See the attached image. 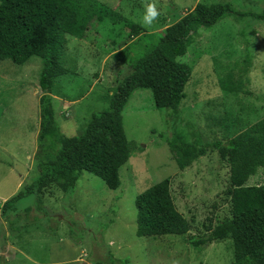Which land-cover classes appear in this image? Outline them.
<instances>
[{
    "label": "rangeland",
    "instance_id": "obj_1",
    "mask_svg": "<svg viewBox=\"0 0 264 264\" xmlns=\"http://www.w3.org/2000/svg\"><path fill=\"white\" fill-rule=\"evenodd\" d=\"M94 1L100 11L89 21L82 37H66L64 66L72 74L55 80L50 93L55 121L65 137L79 134L90 113L106 107L105 98L114 91V82L125 74L119 53H145L164 28L196 3L227 2L240 11L253 12L264 7V0H156L159 18L146 26L142 18L152 0ZM105 10L138 25L139 36L130 37L122 22L106 18L97 22L96 17ZM238 27L229 17L209 30L197 31L185 54L176 59L191 68L179 111L207 146L202 156L179 171L166 140L183 148L189 144L190 135L179 123H164V110L154 108L148 90H135L121 111L125 138L135 143V149L119 170V187L108 190L99 179L83 172L67 196L52 186L38 196L19 200L13 210L0 213V260L6 264L84 263L90 249L89 237L97 234L96 224L112 220L101 240L114 257L128 258L129 264L231 263L230 239L212 241L198 249L184 239L202 235L209 223L214 225L229 214L225 194L228 167L210 147L215 140L226 139L216 120L227 116L231 124L244 129L264 118V23L257 24L244 40L238 38ZM244 42L252 59L241 80L248 94L223 92L218 76L223 70L239 71ZM39 67L36 57L21 66L0 60V207L21 184L30 183L36 175ZM160 133L163 137L158 136ZM167 177L172 201L188 221L189 230L184 236L135 237V196ZM260 184H264V169H258L246 181L250 186ZM63 205L81 217L74 228L79 231L80 243L68 238L69 223ZM112 206L114 213L109 210ZM25 208L29 210L24 212ZM79 216L76 214L75 219ZM50 228L54 229L52 233Z\"/></svg>",
    "mask_w": 264,
    "mask_h": 264
},
{
    "label": "trees",
    "instance_id": "obj_2",
    "mask_svg": "<svg viewBox=\"0 0 264 264\" xmlns=\"http://www.w3.org/2000/svg\"><path fill=\"white\" fill-rule=\"evenodd\" d=\"M99 11L94 0H0V60L21 66L32 57L38 58L37 85L41 93L37 103L36 175L1 204V214L13 210L19 200L38 196L52 186L63 195H69L83 172L99 179L108 190H116L120 185L119 170L135 149V143L125 138L121 111L138 89L150 92L154 108L164 110L166 125L179 123L190 135L189 144L183 148L174 145L169 138L166 140L174 153L176 168L183 170L202 156L207 146L191 121L179 111L191 68L176 59L185 54L197 31L209 30L223 19L230 17L238 24L237 34L242 40L257 24L264 23V7L253 12L240 11L227 2L196 3L164 28L145 53L136 56L125 51L119 53L125 74L114 82V91L105 98L106 107L90 113L79 134L65 137L55 121L50 93L55 80L72 74L64 66L66 37L81 38L87 24ZM104 18L122 22L130 37H137L141 32L138 25L111 10L102 11L96 21ZM251 65L249 48L244 42L239 71L223 70L218 76L220 90L233 95L248 94L241 80ZM215 124L226 136L224 142L215 140L210 147L228 167L225 194L229 198V214L214 225L209 223L202 235L188 236L184 240L198 249L228 238L233 255L229 264H264V184L246 185L250 176L264 169V118L244 129L231 124L227 116L217 119ZM158 136L163 137L161 133ZM46 155L52 158H43ZM169 179L164 178L135 196V237L184 236L189 230L188 221L172 201ZM62 209L69 223L68 238L80 243L79 231L74 229L81 221L79 213L66 205ZM114 209L112 206L109 210L114 213ZM28 210L25 208L24 212ZM76 214L79 220L75 219ZM112 222L96 224L97 234L89 237L87 261L81 264H129L128 258L114 257L101 240L102 233ZM53 230L50 228V233ZM0 264L6 262L1 259Z\"/></svg>",
    "mask_w": 264,
    "mask_h": 264
},
{
    "label": "clouds",
    "instance_id": "obj_3",
    "mask_svg": "<svg viewBox=\"0 0 264 264\" xmlns=\"http://www.w3.org/2000/svg\"><path fill=\"white\" fill-rule=\"evenodd\" d=\"M160 12L157 8L156 0L148 3L145 7V14L142 18V22L146 26H152L153 23L158 20Z\"/></svg>",
    "mask_w": 264,
    "mask_h": 264
},
{
    "label": "crops",
    "instance_id": "obj_4",
    "mask_svg": "<svg viewBox=\"0 0 264 264\" xmlns=\"http://www.w3.org/2000/svg\"><path fill=\"white\" fill-rule=\"evenodd\" d=\"M17 186H19V185H17ZM19 188V187H18ZM66 262H64L63 264H65ZM61 264V263H60Z\"/></svg>",
    "mask_w": 264,
    "mask_h": 264
}]
</instances>
